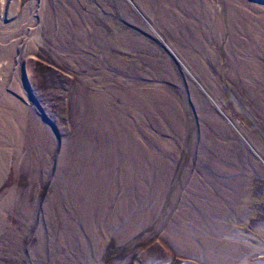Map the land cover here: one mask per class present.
Here are the masks:
<instances>
[{
    "label": "rangeland",
    "instance_id": "obj_1",
    "mask_svg": "<svg viewBox=\"0 0 264 264\" xmlns=\"http://www.w3.org/2000/svg\"><path fill=\"white\" fill-rule=\"evenodd\" d=\"M0 264H264V0H0Z\"/></svg>",
    "mask_w": 264,
    "mask_h": 264
},
{
    "label": "bare ground",
    "instance_id": "obj_2",
    "mask_svg": "<svg viewBox=\"0 0 264 264\" xmlns=\"http://www.w3.org/2000/svg\"><path fill=\"white\" fill-rule=\"evenodd\" d=\"M253 29V28H252ZM256 38V37H255ZM240 46V45H239ZM257 47V46H256ZM256 47H255V49L254 50H256ZM242 50H244V47L241 45L240 46V48L239 49H235V51L236 52H238V53H241V52H243ZM231 51V50H230ZM252 51V50H251ZM245 52V51H244ZM234 53V52H233ZM228 57H229V59L231 60V64L233 65V66H237L238 64H240V62H242V61H240V60H237L236 59V55L235 54H231V52L228 54ZM239 57H240V55H239ZM247 58V57H246ZM242 60V59H241ZM247 60V59H246ZM245 61V60H244ZM243 61V62H244ZM248 62V61H247ZM246 63V62H245ZM238 69H240V68H238ZM244 69V68H243ZM243 71V70H242ZM242 74V73H241Z\"/></svg>",
    "mask_w": 264,
    "mask_h": 264
}]
</instances>
